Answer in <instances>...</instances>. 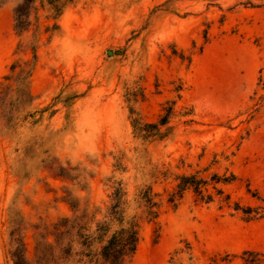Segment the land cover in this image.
Wrapping results in <instances>:
<instances>
[{
    "label": "rangeland",
    "instance_id": "rangeland-1",
    "mask_svg": "<svg viewBox=\"0 0 264 264\" xmlns=\"http://www.w3.org/2000/svg\"><path fill=\"white\" fill-rule=\"evenodd\" d=\"M22 3L0 0V95L15 88L9 67L31 61L34 43L27 110L37 123L12 133L0 121V264H13V210L28 264H101L50 256L40 234L72 216L63 198L100 219L117 182L129 198L151 185L161 204L128 264H264V218L246 222L234 210L264 209V0H73L57 21L40 10L36 24L32 14L18 36ZM170 101L165 137H137L132 118L155 122ZM195 172L233 174L218 185L229 205L189 191L169 205L175 176Z\"/></svg>",
    "mask_w": 264,
    "mask_h": 264
},
{
    "label": "trees",
    "instance_id": "trees-1",
    "mask_svg": "<svg viewBox=\"0 0 264 264\" xmlns=\"http://www.w3.org/2000/svg\"><path fill=\"white\" fill-rule=\"evenodd\" d=\"M72 2L73 0H23V3L13 10L16 33L21 36L28 31L32 14L37 24L40 10H46L49 16L57 21L64 9ZM58 29L59 26L55 23L51 28L47 27L46 32ZM33 44L28 48L32 54L31 61H19L9 67L11 73L15 71V88L0 95V121L6 132L15 133L17 128L24 127L26 123L31 125L37 123L35 118L37 112L27 110L33 101L29 81L37 58L36 47ZM20 47L21 43L17 45V48ZM4 79L10 78L5 76ZM165 104L155 122H143L139 117L132 118L131 126L137 137L145 142L165 137V131L170 130L168 125L174 115L175 103L170 101ZM130 114H135L133 109H130ZM20 162L21 160L18 161V165ZM154 173L157 177L156 170ZM15 174L21 179L28 178L24 166L15 168ZM160 175L167 178V171L161 172ZM235 179L233 174L229 176L212 174L209 178H204L199 172L181 173L175 176V186L168 193L166 202L176 208L184 193L189 191L193 193L198 203L210 204L217 197L221 203L229 205L230 196L224 194L218 185L230 184ZM157 196L151 185H143L137 188L132 198H129L128 191L117 182L111 194V202L100 219H96L97 212L90 211L88 206L80 211L78 198L74 200L63 198L62 201L70 207L72 216L63 217L53 223L51 225L53 230H48L49 227L46 226L44 232L40 234L42 244L47 249L48 255L51 256L56 250L58 258L65 261H68L73 254L80 256V260L89 258L101 264H128L135 256L141 240V224L144 221L156 223L159 217L161 204ZM234 207L235 211H241L246 222L264 218V209L258 212L250 207L242 208L239 204H235ZM21 221L19 213L13 210L9 218L11 228L9 255L13 264H28L25 257L26 245L20 235ZM51 236L54 239L53 243L49 241ZM75 245L79 247L78 251L74 249Z\"/></svg>",
    "mask_w": 264,
    "mask_h": 264
},
{
    "label": "clouds",
    "instance_id": "clouds-1",
    "mask_svg": "<svg viewBox=\"0 0 264 264\" xmlns=\"http://www.w3.org/2000/svg\"><path fill=\"white\" fill-rule=\"evenodd\" d=\"M65 47L68 49L69 52H71V47L67 41L65 42Z\"/></svg>",
    "mask_w": 264,
    "mask_h": 264
}]
</instances>
